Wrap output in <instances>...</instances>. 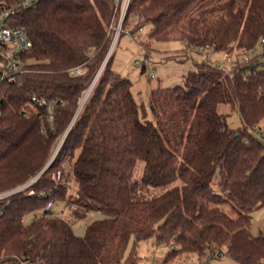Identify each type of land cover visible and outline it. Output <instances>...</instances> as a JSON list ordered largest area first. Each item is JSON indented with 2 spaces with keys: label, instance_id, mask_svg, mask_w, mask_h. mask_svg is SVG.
I'll return each mask as SVG.
<instances>
[{
  "label": "trees",
  "instance_id": "1",
  "mask_svg": "<svg viewBox=\"0 0 264 264\" xmlns=\"http://www.w3.org/2000/svg\"><path fill=\"white\" fill-rule=\"evenodd\" d=\"M117 16L114 0H40L15 12L34 47L29 70L0 82V191L37 178L0 214V264H136L129 243L152 236L178 244L168 257L217 248L220 256L226 247L240 264H264V235L251 230L252 212L264 206V140L250 129L264 121V0H131L125 24L150 25L151 35L179 38L188 50L242 55L230 72L205 60L183 84L154 89L153 119L141 116L112 55L98 76ZM78 66L84 72L74 73ZM225 106L239 112L241 126L231 125ZM55 198L75 217L91 209L106 217L77 235L47 208Z\"/></svg>",
  "mask_w": 264,
  "mask_h": 264
},
{
  "label": "rangeland",
  "instance_id": "2",
  "mask_svg": "<svg viewBox=\"0 0 264 264\" xmlns=\"http://www.w3.org/2000/svg\"><path fill=\"white\" fill-rule=\"evenodd\" d=\"M130 22L123 23L122 29L124 31L121 32L114 44L115 29H112V43L108 53H110V56L112 55L111 66L113 70L132 81V91L142 117L153 119L150 97L154 89L183 84L185 75L190 70L196 69L197 63L209 60L218 65L217 61L223 62L225 52L205 51L206 49H212L208 46L204 47V51L198 49L188 50L179 38H157L150 34V25L144 26L143 30H139L133 27V23ZM116 24L113 23L115 26ZM228 53L231 56L230 66L234 69L238 58L242 55L236 50L228 51ZM28 70L27 67L26 71ZM97 78L87 90L92 86L94 88ZM83 105L84 103L80 105L76 114L83 109ZM223 110L230 113L229 122L232 126H241L240 114L237 110H232L231 106H225ZM250 129L254 133L264 132V121L259 122L253 128L250 127ZM66 134L67 132L63 133L54 141L51 162L56 158H60ZM72 186H74V183H72ZM157 192L160 193L161 190L158 189ZM52 211L54 214L70 220L73 232L80 236L86 233L90 223L106 217V214L98 209H91L84 216L75 217L73 208L67 206L59 198H55ZM33 218L34 214L29 213L25 216L24 221L29 223ZM251 230L256 235H264V206L252 212ZM178 247V244L174 241L170 244L164 241L158 242L156 236H152L142 239L137 244L131 240L126 254L136 253L138 255L136 264H240L226 252V247H223L225 252L220 256L215 255V253L220 252L217 248L213 252L208 249L204 254L191 252L168 257L170 251Z\"/></svg>",
  "mask_w": 264,
  "mask_h": 264
},
{
  "label": "built area",
  "instance_id": "3",
  "mask_svg": "<svg viewBox=\"0 0 264 264\" xmlns=\"http://www.w3.org/2000/svg\"><path fill=\"white\" fill-rule=\"evenodd\" d=\"M40 0H19L17 3L10 6H0V82L9 79L11 81L16 80V77L20 73H24L27 70V60L26 55L33 49L34 42L29 35L28 30L23 25H17L14 23V15L17 8L20 7H33L39 3ZM116 4V11L119 16L114 18L113 23H117L116 26L111 24V31L115 29L113 35V44L116 42L121 32L124 19L127 15L131 0H114ZM205 51L212 52V49H206ZM209 58V57H208ZM219 67L226 72L231 71V56L228 52L223 54V62H216ZM84 67L78 66L73 69L74 73L84 72ZM34 100L40 104H47L49 111L52 113L54 105L53 103H47L45 100L34 96ZM2 113V108L0 105V114ZM261 139L264 140V132L256 133ZM54 177L61 180L63 173L58 170L54 173ZM34 177L15 188L0 191V214L3 212L6 204H9L12 197L25 191L31 184L36 180ZM34 189H30L27 194H33ZM54 205V200H50L47 204V208H52ZM219 253H215L218 256ZM13 264H46V262L41 258L34 257H17Z\"/></svg>",
  "mask_w": 264,
  "mask_h": 264
},
{
  "label": "water",
  "instance_id": "4",
  "mask_svg": "<svg viewBox=\"0 0 264 264\" xmlns=\"http://www.w3.org/2000/svg\"><path fill=\"white\" fill-rule=\"evenodd\" d=\"M109 57H110V53H108V55H107V57H106L105 61L103 62V64H102V66H101V68H100V71H99L98 75L100 74V72H101V69H102V68L105 66V64L107 63V61H108ZM82 104H83V102H82Z\"/></svg>",
  "mask_w": 264,
  "mask_h": 264
},
{
  "label": "bare ground",
  "instance_id": "5",
  "mask_svg": "<svg viewBox=\"0 0 264 264\" xmlns=\"http://www.w3.org/2000/svg\"><path fill=\"white\" fill-rule=\"evenodd\" d=\"M91 90H92V87L89 88V89L85 92V98H84V100H83V103H84L85 99H87V97L90 95Z\"/></svg>",
  "mask_w": 264,
  "mask_h": 264
}]
</instances>
